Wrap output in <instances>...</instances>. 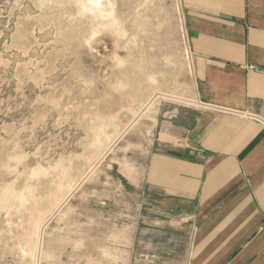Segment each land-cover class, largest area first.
Wrapping results in <instances>:
<instances>
[{
	"label": "rangeland",
	"instance_id": "1",
	"mask_svg": "<svg viewBox=\"0 0 264 264\" xmlns=\"http://www.w3.org/2000/svg\"><path fill=\"white\" fill-rule=\"evenodd\" d=\"M181 29L178 0H0V264H162L116 146L183 79Z\"/></svg>",
	"mask_w": 264,
	"mask_h": 264
},
{
	"label": "crops",
	"instance_id": "2",
	"mask_svg": "<svg viewBox=\"0 0 264 264\" xmlns=\"http://www.w3.org/2000/svg\"><path fill=\"white\" fill-rule=\"evenodd\" d=\"M178 2L183 79L129 115L116 147L137 192L119 194L162 264H264V0Z\"/></svg>",
	"mask_w": 264,
	"mask_h": 264
}]
</instances>
